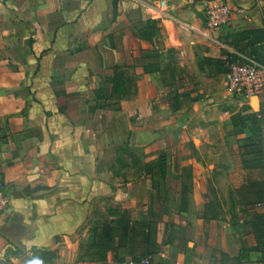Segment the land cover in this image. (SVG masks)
Returning a JSON list of instances; mask_svg holds the SVG:
<instances>
[{"label":"crops","instance_id":"obj_1","mask_svg":"<svg viewBox=\"0 0 264 264\" xmlns=\"http://www.w3.org/2000/svg\"><path fill=\"white\" fill-rule=\"evenodd\" d=\"M206 1L0 0V264H92L121 208L178 211L164 264H264V96L232 98L225 66L264 56V0H228L220 31Z\"/></svg>","mask_w":264,"mask_h":264},{"label":"rangeland","instance_id":"obj_2","mask_svg":"<svg viewBox=\"0 0 264 264\" xmlns=\"http://www.w3.org/2000/svg\"><path fill=\"white\" fill-rule=\"evenodd\" d=\"M122 81L126 91L133 90L131 72H123ZM261 140L264 141L263 130ZM123 158L124 168L129 167L134 175V163L138 164V155L134 149H126ZM154 164L162 172L164 162L161 155ZM117 212L111 220L92 221L89 238L92 264H142L145 259L150 260L149 264H164L162 253L168 250L167 243L187 235L185 229H179L180 214L174 208H149L141 212H134V208H121Z\"/></svg>","mask_w":264,"mask_h":264},{"label":"built area","instance_id":"obj_3","mask_svg":"<svg viewBox=\"0 0 264 264\" xmlns=\"http://www.w3.org/2000/svg\"><path fill=\"white\" fill-rule=\"evenodd\" d=\"M206 23L210 30L227 28L233 20L234 9L228 0H207L205 4ZM227 68V93L235 99L254 100L264 96V56L254 49L248 51L230 50L225 57ZM11 204L4 183L0 180V219ZM150 260H142L149 264Z\"/></svg>","mask_w":264,"mask_h":264},{"label":"water","instance_id":"obj_4","mask_svg":"<svg viewBox=\"0 0 264 264\" xmlns=\"http://www.w3.org/2000/svg\"><path fill=\"white\" fill-rule=\"evenodd\" d=\"M30 232L29 228H26L22 225L13 224L8 228H4L2 233L6 235L12 242L17 244L18 246H22L21 238L27 235Z\"/></svg>","mask_w":264,"mask_h":264},{"label":"clouds","instance_id":"obj_5","mask_svg":"<svg viewBox=\"0 0 264 264\" xmlns=\"http://www.w3.org/2000/svg\"><path fill=\"white\" fill-rule=\"evenodd\" d=\"M25 264H40V262L37 259L33 258V259L27 260Z\"/></svg>","mask_w":264,"mask_h":264}]
</instances>
